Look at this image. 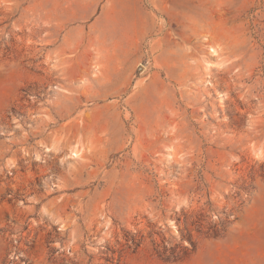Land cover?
<instances>
[{"label":"rangeland","instance_id":"374dc122","mask_svg":"<svg viewBox=\"0 0 264 264\" xmlns=\"http://www.w3.org/2000/svg\"><path fill=\"white\" fill-rule=\"evenodd\" d=\"M0 264H264V0H0Z\"/></svg>","mask_w":264,"mask_h":264},{"label":"bare ground","instance_id":"6f19581e","mask_svg":"<svg viewBox=\"0 0 264 264\" xmlns=\"http://www.w3.org/2000/svg\"><path fill=\"white\" fill-rule=\"evenodd\" d=\"M213 51H215V49ZM75 154H78V152H75Z\"/></svg>","mask_w":264,"mask_h":264}]
</instances>
